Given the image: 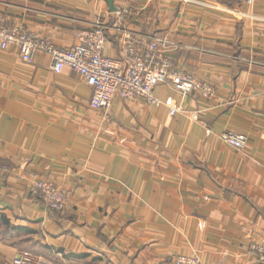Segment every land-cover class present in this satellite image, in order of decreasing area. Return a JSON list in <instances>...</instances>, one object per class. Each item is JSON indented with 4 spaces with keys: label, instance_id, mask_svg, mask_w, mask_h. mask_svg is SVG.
<instances>
[{
    "label": "crops",
    "instance_id": "1",
    "mask_svg": "<svg viewBox=\"0 0 264 264\" xmlns=\"http://www.w3.org/2000/svg\"><path fill=\"white\" fill-rule=\"evenodd\" d=\"M112 3L126 13L106 0H0V19L62 48L99 22L104 53L122 66L121 34L165 37L173 66L214 93L162 83L161 106L115 98L102 113L83 78L53 71L47 53L27 63L0 49V264L23 250L40 264H173L178 254L264 264L248 249L264 241V0ZM225 131L247 144L225 143ZM35 178L66 190L64 210L47 207Z\"/></svg>",
    "mask_w": 264,
    "mask_h": 264
},
{
    "label": "built area",
    "instance_id": "2",
    "mask_svg": "<svg viewBox=\"0 0 264 264\" xmlns=\"http://www.w3.org/2000/svg\"><path fill=\"white\" fill-rule=\"evenodd\" d=\"M114 11L119 17L126 13L124 9ZM75 38V45L68 48L58 47L36 33L18 27H3L0 19V49L14 47L20 59L27 63L33 61L36 52L43 51L50 56L53 71L60 72L64 68L75 71L91 88L89 106L95 111L106 112L115 98L142 100L159 107L162 102L154 95V88L162 83L171 86L181 95L197 91L208 98L214 93L208 82L173 66L168 57L172 44L165 37H154L145 43L121 34L118 41L126 55L125 66L116 58L104 53L107 37L105 27L101 23L95 22L88 28L78 30ZM177 109L176 105H171L169 114L174 115ZM193 118L196 119L197 115ZM209 133L210 130H207V134ZM220 139L237 149L243 148L248 142L246 135L230 131L222 132ZM7 172L8 167L0 164V181ZM17 177L23 178L21 175ZM32 187L49 209H65V189L41 178H35ZM248 249L257 256L259 262L264 263V241L251 242ZM9 264H40V259L32 252L23 250ZM173 264L211 263L196 255L178 254L174 257Z\"/></svg>",
    "mask_w": 264,
    "mask_h": 264
},
{
    "label": "trees",
    "instance_id": "3",
    "mask_svg": "<svg viewBox=\"0 0 264 264\" xmlns=\"http://www.w3.org/2000/svg\"><path fill=\"white\" fill-rule=\"evenodd\" d=\"M1 220H3V221L5 222V225L8 226V222H7V220H6L5 218H3L2 216H1ZM13 229H15V230L18 231V232H22V231H26V230H27V229H26L25 227H23V226H14Z\"/></svg>",
    "mask_w": 264,
    "mask_h": 264
},
{
    "label": "water",
    "instance_id": "4",
    "mask_svg": "<svg viewBox=\"0 0 264 264\" xmlns=\"http://www.w3.org/2000/svg\"><path fill=\"white\" fill-rule=\"evenodd\" d=\"M106 2L108 3V6H109L110 10L111 11H114L115 10V7H114V5L112 3V0H106Z\"/></svg>",
    "mask_w": 264,
    "mask_h": 264
}]
</instances>
